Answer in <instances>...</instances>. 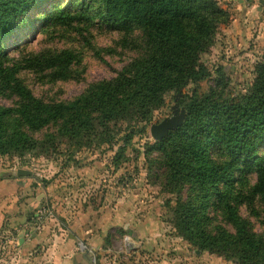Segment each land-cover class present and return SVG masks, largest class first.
Returning <instances> with one entry per match:
<instances>
[{"label":"rangeland","instance_id":"1","mask_svg":"<svg viewBox=\"0 0 264 264\" xmlns=\"http://www.w3.org/2000/svg\"><path fill=\"white\" fill-rule=\"evenodd\" d=\"M217 1L228 12L229 20L219 27L213 45L201 58L211 76L199 85L190 84L182 90L180 100L196 88L201 92L216 88L225 97H239L254 82L255 67L264 52L262 0ZM71 3L72 0L55 2L63 8L70 7ZM80 9L74 6L72 11ZM42 13L30 14V21L14 32L6 51L7 58L15 61L46 51L67 50L75 55L74 63L65 74L54 68L19 73L20 80L45 102H72L91 85L115 78L131 62L145 55L144 34L135 26H110L94 10L88 13L89 21L71 26L51 25L41 20ZM178 94L167 95L165 105L147 123L135 126H129L128 122L112 123L106 135L94 134L78 141L61 136L59 124H50L34 133L38 139L53 135L46 150L39 148L24 155L0 153V187L9 182L20 189L19 195H10L9 204L19 209L22 206L28 222L26 225H23L25 221L22 225L15 222L12 236L19 230L28 233L37 223L36 232L42 237L52 241L62 233L66 239L64 226L87 217L89 225L93 223L92 234L106 235L105 247L97 253L95 264H236L225 256L200 250L179 229L176 205L179 199L186 200L189 193L187 189L172 192L167 186L164 157L152 148L158 141L150 132L151 125L172 116ZM17 103L16 95L0 93V106L15 108ZM259 152L264 154V146ZM20 169L37 174L24 188L14 183ZM255 182V174L243 178L234 193L244 191L250 195ZM38 191L46 197L35 210L29 211L26 205L35 200ZM238 206L239 214L251 228L262 233L264 202L261 198L250 197ZM207 216L210 227L233 230L226 215L219 210L217 197L210 200ZM114 219L117 223L113 226ZM10 225H3L2 232ZM27 238L30 239L29 234ZM0 241V254L4 251L8 259L9 251L14 252L13 244L4 238ZM81 241L78 239L75 243L78 252Z\"/></svg>","mask_w":264,"mask_h":264},{"label":"trees","instance_id":"2","mask_svg":"<svg viewBox=\"0 0 264 264\" xmlns=\"http://www.w3.org/2000/svg\"><path fill=\"white\" fill-rule=\"evenodd\" d=\"M56 1L0 0V93L18 97L15 108L0 106L1 154L46 150L53 135L38 139L34 133L50 124H59L61 136L78 141L106 135L112 123L135 126L151 121L167 95L211 76L201 58L229 20L217 0H72L68 8L57 7ZM74 6L80 11L73 12ZM92 10L110 26L139 28L146 41L145 55L115 78L91 85L72 102L50 103L36 97L19 73L54 68L65 74L75 55L46 51L12 60L6 48L14 32L35 11L43 12L41 20L51 25L71 26L89 21ZM180 104L186 110L183 125L152 148L164 157L171 191L188 190L187 199H179L175 209L182 236L200 250L236 264H264V231L255 232L238 206L256 196L264 202V154L259 152L264 146V52L247 93L225 97L216 88L206 92L196 88L183 95ZM252 174L256 182L250 195L235 194L236 185ZM213 197L233 230L210 227L207 209Z\"/></svg>","mask_w":264,"mask_h":264},{"label":"crops","instance_id":"3","mask_svg":"<svg viewBox=\"0 0 264 264\" xmlns=\"http://www.w3.org/2000/svg\"><path fill=\"white\" fill-rule=\"evenodd\" d=\"M4 190V187H0V190ZM19 195V194H18ZM10 194L4 198L0 199V238L8 240L10 244H13V251H9L8 259L4 255L0 254V262L2 264H80L86 263L87 259L82 254L77 251L75 243L78 238L87 241L89 244L95 241L98 244L99 251L103 250L105 247V236L104 234H92L93 229L90 228L89 219L79 218L69 223V225L62 224L65 227L66 239H63L62 233L56 236L52 241L41 236V233L36 232V236H32V226L29 232L24 237V243L22 247H18V235L24 230H19L15 237H13V228L16 227V223L20 225H26L27 218L24 216V208L21 206L20 209L17 206H10L9 204ZM32 203V202H31ZM30 202L26 205L29 210ZM20 210V211H19ZM30 211V210H29ZM11 223L10 227L2 232L1 228L3 225ZM117 219L113 220L111 225H115ZM98 224H101V220ZM108 226V225H106ZM79 230L81 233H78ZM27 234L30 235V239L27 238ZM75 236V237H74ZM13 237V238H12ZM2 243V241H0ZM6 243V242H5ZM3 248V247H2ZM4 249V248H3ZM42 250V251H41ZM25 251L27 253H25ZM41 251V252H40ZM158 264H163V262H158Z\"/></svg>","mask_w":264,"mask_h":264},{"label":"water","instance_id":"4","mask_svg":"<svg viewBox=\"0 0 264 264\" xmlns=\"http://www.w3.org/2000/svg\"><path fill=\"white\" fill-rule=\"evenodd\" d=\"M261 3L264 5V0H262ZM181 95L182 93L179 92V94L176 97V103L175 106L173 107L172 116L163 119L160 123L151 125L150 132L155 140L157 141L162 140L164 137H167L171 131H175L183 125L186 118V110L184 107H181L180 104ZM35 175L37 174L33 173L32 171L26 169H20L17 172L18 179L16 183L19 187L24 188L29 184L31 177ZM5 190L8 193H6ZM9 194L11 193H9L7 189H4L3 193L0 195V198H4ZM45 197H46L45 193H43L42 191H38V195L35 197V200L29 205V210L30 211L35 210L39 206L41 200ZM37 227L38 224L35 223L31 228L33 237L36 236L35 230L37 229ZM78 233H81V231L79 230ZM25 235H26V231H22L21 233H19L18 242H17L18 247H22L24 243ZM78 239L82 240V238H78ZM95 241H93L89 245L93 248L94 253H97L99 251V247ZM25 253L27 252L25 251ZM84 257L87 259L86 261H90L91 259L89 254H85ZM80 264H84V263H80Z\"/></svg>","mask_w":264,"mask_h":264},{"label":"built area","instance_id":"5","mask_svg":"<svg viewBox=\"0 0 264 264\" xmlns=\"http://www.w3.org/2000/svg\"><path fill=\"white\" fill-rule=\"evenodd\" d=\"M79 252L82 254H89L91 257L90 261H87L84 264H95L96 263L98 252L94 253L93 248L89 245V243H84L83 241L79 242Z\"/></svg>","mask_w":264,"mask_h":264},{"label":"flooded vegetation","instance_id":"6","mask_svg":"<svg viewBox=\"0 0 264 264\" xmlns=\"http://www.w3.org/2000/svg\"><path fill=\"white\" fill-rule=\"evenodd\" d=\"M17 179L18 178H16V179H14V183L17 185V183H16V181H17ZM18 186V185H17ZM4 189H7L8 191H9V193H11L10 195H18V194H20V189H17V188H15V187H12L11 186V183H6V184H4ZM6 191V190H5ZM3 193V189L2 190H0V195ZM6 193H8L7 191H6ZM36 197V196H35ZM1 199V198H0Z\"/></svg>","mask_w":264,"mask_h":264}]
</instances>
